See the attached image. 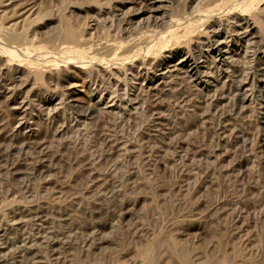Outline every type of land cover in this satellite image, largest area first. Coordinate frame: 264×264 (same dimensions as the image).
<instances>
[{"label":"rangeland","instance_id":"374dc122","mask_svg":"<svg viewBox=\"0 0 264 264\" xmlns=\"http://www.w3.org/2000/svg\"><path fill=\"white\" fill-rule=\"evenodd\" d=\"M143 1L0 0V27L21 34L20 58L59 44L65 23L101 53L208 0ZM252 3L128 65L61 63L35 79L0 51V264H147L149 252L264 264V0Z\"/></svg>","mask_w":264,"mask_h":264},{"label":"bare ground","instance_id":"6f19581e","mask_svg":"<svg viewBox=\"0 0 264 264\" xmlns=\"http://www.w3.org/2000/svg\"><path fill=\"white\" fill-rule=\"evenodd\" d=\"M142 1L143 0H141V2ZM252 2H253V0H208L206 2V4H204L202 6L201 9H197V10L194 9L195 10V11L193 10L194 14L191 13L190 14L191 16L186 18L185 20H183L182 16L177 14L176 16L173 17L172 23H170L168 26H166L163 30H162V28L165 24L164 25L162 24L163 26L161 25L162 26L161 30H160V27H159V29L158 28H150L146 31H143L142 33H139V34L137 33V35H135V37H133V34H132V36H128L126 38H118L115 40L107 41L105 46L103 47L104 51H102L101 53H97L96 51H91L90 49L93 45L88 46L87 43L82 42L83 41L82 40L83 34L81 33L82 31L81 32L79 31V28H77V27L71 28V27H69L70 26L69 24H68L69 26L66 27L65 25H67V23H65L64 27H66V28H64V27L62 28L63 29V31L61 32L62 34H61V36H59L60 40H59V38H57L58 40H56L57 42L59 41L58 42L59 44L55 45L56 50L58 47V49L60 48L59 50H61V51L52 54L51 51H53L55 46H53L52 48H48L45 45H41L42 43L45 42V41L44 42L42 41L39 44V46L37 47L40 49H38V52H34L33 58H31L32 55H30L31 54L30 52H27L26 54H24V52H23L24 55L23 56L20 55L21 58L23 57L21 59L19 57L18 53H16V52H18V48H16L17 50H15V47H17L16 45L21 41V34H16L15 32H13L15 34H12V32H10V35H9V34H7V32L9 33V31H7V32L5 31L6 32V34H5L2 31L3 29L1 30V27H0V51L4 48L5 49H8V48L13 49V51L18 55V58H20L19 59L20 62L21 63L25 62V63H23V65H25L27 63L26 68L28 67V70H30V72H32L31 74L34 75L35 79L36 78L39 79V77L41 76V72L39 70L40 67L42 69L43 68L49 69V68H54V67L57 68L58 64L61 65V63H63V65L64 64H71V66L78 68V69H81V70H83V69L86 70L89 66L88 65L89 63H92V64L98 63L101 65H108V64L124 65V64H127L129 62H132L134 59H136L140 56H143V55L145 56V54L150 55V54H153V52H155V51H159L161 49L165 50V48H169L172 46H175V48H177L179 45H183V44L187 45L191 41L193 34L198 32V29H197L198 22L210 20L212 17H216L220 13H222V14L224 12L227 13V12H230L231 10L235 11V9H237V8H238V10H240V12H244V11L246 12V9L249 7V5ZM198 3H199V1H198ZM141 4L142 3H140V5ZM253 4L254 3H252L251 5L253 6ZM251 5H250V7H252ZM250 7H249V9H250ZM234 11H231V13ZM192 14H193V16H192ZM252 16H254V15L252 14ZM253 20H255V22H257L256 16L253 17ZM145 24H146V22H145ZM90 26H92V25H90ZM156 26H159V25H156ZM94 33H95V31H94ZM125 35L123 37H125ZM3 37H5L6 39L5 38L3 39ZM54 37H56V36H52V38H54ZM48 39H46V40H48ZM53 40H55V38ZM53 40H49V42L51 43L50 46L52 45ZM49 42H47V43H49ZM217 43H218V41H217ZM100 48H102V47H100ZM100 48H99V50H100ZM56 50L54 49V51H56ZM94 50H96V49H94ZM165 51H167V50H165ZM10 52H12V50ZM99 67H100V65H99ZM192 70L193 69H191V72H193ZM148 248H150V247H148ZM149 254H150V257L153 256V255L151 256L152 253L149 252ZM150 257L148 258L147 261H144V262H147V264H155V262H154L155 256L152 258H150ZM144 260H145V258H144ZM182 262H183V259H182Z\"/></svg>","mask_w":264,"mask_h":264}]
</instances>
